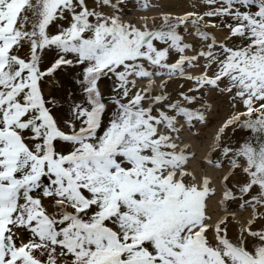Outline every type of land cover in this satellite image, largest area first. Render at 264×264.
<instances>
[{
  "label": "snow or ice",
  "instance_id": "snow-or-ice-1",
  "mask_svg": "<svg viewBox=\"0 0 264 264\" xmlns=\"http://www.w3.org/2000/svg\"><path fill=\"white\" fill-rule=\"evenodd\" d=\"M0 264H264V0H0Z\"/></svg>",
  "mask_w": 264,
  "mask_h": 264
},
{
  "label": "bare ground",
  "instance_id": "bare-ground-1",
  "mask_svg": "<svg viewBox=\"0 0 264 264\" xmlns=\"http://www.w3.org/2000/svg\"><path fill=\"white\" fill-rule=\"evenodd\" d=\"M159 2L164 6L166 10L175 12V13H181L185 10H188L191 8V5L193 3V0H159ZM149 15H155V13H150ZM222 101H219L217 104H214L213 114L210 117L211 121L213 122L210 125L209 129H205V133L208 136V141L210 142L211 135L215 131L216 127L219 125L220 121H222V116L225 117V110H219V104H221ZM186 141L192 144L193 151L196 152L197 160L194 162L193 167H196V165L199 163L200 159L203 158L204 151L206 150V141H204V137L202 136L200 140L193 139L192 137L188 136L187 133L184 134Z\"/></svg>",
  "mask_w": 264,
  "mask_h": 264
},
{
  "label": "rangeland",
  "instance_id": "rangeland-1",
  "mask_svg": "<svg viewBox=\"0 0 264 264\" xmlns=\"http://www.w3.org/2000/svg\"><path fill=\"white\" fill-rule=\"evenodd\" d=\"M165 1H167V0H165ZM219 101H222V103L219 104V106H218L219 107V110H223V111L225 110V117H226L227 114H228V111H229V107H228L227 103L224 100H222V99H218L215 102V104H217ZM225 117L222 116V119L221 120H223Z\"/></svg>",
  "mask_w": 264,
  "mask_h": 264
}]
</instances>
